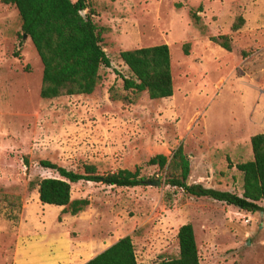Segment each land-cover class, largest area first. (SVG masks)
I'll return each instance as SVG.
<instances>
[{
  "label": "rangeland",
  "instance_id": "rangeland-1",
  "mask_svg": "<svg viewBox=\"0 0 264 264\" xmlns=\"http://www.w3.org/2000/svg\"><path fill=\"white\" fill-rule=\"evenodd\" d=\"M87 1L111 66L90 94L44 99L37 52L16 7L0 0V264H82L126 235L149 264L177 256L185 223L200 264H264V212L191 196L147 163L182 144L188 183L242 193L235 164L252 159L250 137L264 133V0ZM223 34L229 51L211 40ZM158 44L169 48L172 96L125 90L119 74L131 73L119 53ZM42 159L73 171L138 167L161 183H72L71 200H88L72 215L39 200L38 181L59 177Z\"/></svg>",
  "mask_w": 264,
  "mask_h": 264
},
{
  "label": "trees",
  "instance_id": "trees-1",
  "mask_svg": "<svg viewBox=\"0 0 264 264\" xmlns=\"http://www.w3.org/2000/svg\"><path fill=\"white\" fill-rule=\"evenodd\" d=\"M13 4L21 19L22 33L31 40L42 64L39 96L51 99L62 95L90 94L99 80V68L110 67V59L101 46V30L93 21L94 9L87 0H2ZM85 10L81 15L80 11ZM195 23L196 12L191 13ZM244 22L238 17L231 25L237 30ZM211 40L230 50L228 35L211 37ZM122 62L131 77L120 75L125 90L146 91L149 98H167L173 94V79L169 48L166 44L122 50ZM113 96V95H112ZM252 159L235 164L242 173V193L205 187L187 182L190 172L188 155L179 144L170 157L151 156L147 163L164 172V183L182 189L194 197H206L232 205L250 213L264 212V133L250 137ZM39 165L56 172L59 177H43L37 183L38 198L42 203L68 205L74 215L88 200L70 198L71 184L100 182L116 187H135L149 184L139 174V168H120L113 172L98 173L96 166L85 164L82 171H73L50 160L42 159ZM178 254L173 258H160L149 264H200L193 226L185 223L177 230ZM82 264H139L130 236L120 237L111 245Z\"/></svg>",
  "mask_w": 264,
  "mask_h": 264
},
{
  "label": "water",
  "instance_id": "water-1",
  "mask_svg": "<svg viewBox=\"0 0 264 264\" xmlns=\"http://www.w3.org/2000/svg\"><path fill=\"white\" fill-rule=\"evenodd\" d=\"M81 15H84L85 14V10H81L80 11ZM28 37L26 33H23L22 34V38H26ZM161 181L160 180H156L155 182H149V184L151 185H160Z\"/></svg>",
  "mask_w": 264,
  "mask_h": 264
}]
</instances>
